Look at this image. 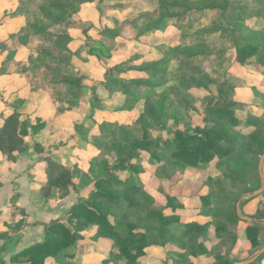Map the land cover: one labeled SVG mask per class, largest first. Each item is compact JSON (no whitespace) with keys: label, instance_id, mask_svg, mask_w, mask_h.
Wrapping results in <instances>:
<instances>
[{"label":"rangeland","instance_id":"rangeland-1","mask_svg":"<svg viewBox=\"0 0 264 264\" xmlns=\"http://www.w3.org/2000/svg\"><path fill=\"white\" fill-rule=\"evenodd\" d=\"M10 115L23 139L15 159L0 151V173L32 158L42 209L76 197L48 233L60 244L63 226L80 236L57 256L3 253L11 264L261 263L264 154L251 145L264 141V0H0V126ZM194 133L226 153L197 165L176 157L180 139L199 144L184 139ZM5 202L3 251L27 217ZM81 202L121 235L132 225L143 237L127 249L142 253L121 256L123 242L76 214ZM242 217L258 225L255 245Z\"/></svg>","mask_w":264,"mask_h":264},{"label":"trees","instance_id":"trees-1","mask_svg":"<svg viewBox=\"0 0 264 264\" xmlns=\"http://www.w3.org/2000/svg\"><path fill=\"white\" fill-rule=\"evenodd\" d=\"M154 14H156V11H153V13L150 14V16ZM20 125L21 123H20L19 117L16 115H10L5 119L4 124L0 126V151L9 155L11 160L15 159L14 152L17 151L18 148H19L18 150L21 149L20 146L22 143L23 136H22V132L20 131ZM214 134L217 136H221V137L224 136V135H220L222 133H213V135ZM197 138H199L200 142L196 147L188 146L186 144L187 142L182 141L183 139H180L179 141H177L175 145L176 146L175 156L178 158L184 159L190 165H197L199 161L207 160L211 158L213 153H220V154L226 153L225 149H222L218 144H216L213 141L212 138H210L209 133H205L200 136L194 133V134L187 135L184 139L192 140V139H197ZM251 151L256 156H260L264 154V141H253L251 145ZM46 161H47L48 168H49L47 172L48 181L46 182V184L48 186H52L54 183L53 182L54 170L56 169V167L51 166L52 164L50 160H46ZM110 168L111 167L106 168L105 178H113V174L110 171ZM96 194L99 196V198H102V199L106 198L111 203L119 201L117 200L119 198L113 194H106L101 191L97 192ZM14 197H16V194L12 195L10 203L13 208H19L15 204ZM77 207L80 209L78 213H76L77 215H81V216L84 215L85 218H87L88 220H95L99 222L101 232L104 236L113 237L123 242V246L120 249V252H121L120 255L124 256L126 260H128L129 262H133L135 260V257L142 253L141 247L136 248L134 253H131L127 249L126 242L137 240L138 238L142 239L143 237V235H139V233L134 231V228L132 225H129L130 228L128 229L127 234L121 235L117 228V225H115L114 223H111L110 220L106 217V215L97 213L94 209L87 207L82 202L77 204ZM19 209L24 210L23 208H19ZM257 215L258 217H256L255 221H264V208H259L257 210ZM235 217L240 219L238 215H235ZM244 220L247 223H251V224H247L246 226L247 227L246 228L247 237L250 239V242L253 245H255L257 243V235H258V229H259L258 225L253 222L248 221L247 219H244ZM57 222L60 223V221L53 219L49 222L41 223L45 226L44 240L33 243L28 247H25L24 249L20 250L17 254L12 256V258L15 260H17L18 258L19 259L21 258L23 260V258L28 255H35V256L41 255L43 257L57 256V253L61 250L60 245H69L72 242H75V240L78 237H80L79 235H77L76 233L68 229V227L63 226V231H64L63 236L64 237L61 240V244H60L58 242L57 237H51V233H48L50 230H52L53 226L50 227L51 224L52 223L55 224ZM195 226L196 225L194 223L189 224L187 231L188 230L190 231V229ZM0 250L1 251L4 250V245L0 247ZM259 259L262 260L263 257H260ZM40 260L41 261H37V263H35V261L30 260V264H44L43 260L42 259ZM0 264H4V261L2 259H0Z\"/></svg>","mask_w":264,"mask_h":264},{"label":"crops","instance_id":"crops-1","mask_svg":"<svg viewBox=\"0 0 264 264\" xmlns=\"http://www.w3.org/2000/svg\"><path fill=\"white\" fill-rule=\"evenodd\" d=\"M29 162H32V158L30 157L18 159L9 165V169L7 171L0 173V210H6L4 209L6 208L5 199H7L8 204L11 205L10 200L13 193L16 192L17 196L14 199L15 204L19 208H23L27 214L26 222L21 230V234L7 250L5 249L6 251L2 252L1 256L3 257L1 258H3L2 260L4 261V264H11V262L5 259L6 257H4L3 253L7 252V256H10L11 254L14 256L25 247L43 240L44 231L42 230L43 224L41 223L49 222L51 219L53 220L59 216L60 213H65L69 208L68 206L76 198L72 193H69L64 198L55 201L51 208L45 210L42 209L38 205L36 196H33L32 194V191L38 185L31 181L30 176L26 172V167L28 166ZM37 164L38 163L34 165V168L38 166ZM10 182H15L17 186L15 191H12L8 188ZM1 214H3V211ZM219 260L217 261V264L225 263ZM252 261L253 259H245L239 262H233L231 264H253ZM260 261V264H264V257Z\"/></svg>","mask_w":264,"mask_h":264}]
</instances>
